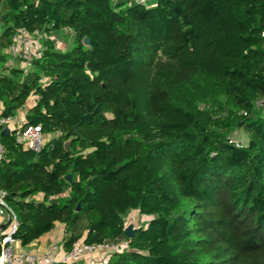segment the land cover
<instances>
[{
  "label": "trees",
  "instance_id": "16d2710c",
  "mask_svg": "<svg viewBox=\"0 0 264 264\" xmlns=\"http://www.w3.org/2000/svg\"><path fill=\"white\" fill-rule=\"evenodd\" d=\"M21 28L46 35L27 73L4 65ZM32 95L41 148L0 127L23 245L60 222L65 250L126 244L105 264H264V0H3L0 116Z\"/></svg>",
  "mask_w": 264,
  "mask_h": 264
},
{
  "label": "built area",
  "instance_id": "2783aa9c",
  "mask_svg": "<svg viewBox=\"0 0 264 264\" xmlns=\"http://www.w3.org/2000/svg\"><path fill=\"white\" fill-rule=\"evenodd\" d=\"M141 3H147L149 0H137ZM46 37L45 33L41 30L36 29L30 31L26 28H21L13 36V40L8 47L10 54L17 59H20L24 63V71L27 73L34 60L42 57L44 46L43 40ZM50 38L56 40L58 47V39L53 34L49 35ZM14 120V116L1 117L0 116V127L4 129L6 126L11 125ZM18 130V141L25 148H33L38 150L47 140L46 134L42 130V126L38 125H21ZM4 146L0 141V160L3 157ZM6 191L0 186V215L9 214L14 222L12 228L2 233V251L0 253V264H53L57 261L63 262H77L85 253L94 254L99 247H105L107 250L112 252L122 251L126 244L122 245H105L95 246L86 244L83 241L75 242L71 250H65L63 246L58 244L52 245L47 252H29L20 250L15 247L17 239L14 237V233L18 228V221L16 216L6 201ZM62 251V255H58ZM108 262V255L98 260V264H105Z\"/></svg>",
  "mask_w": 264,
  "mask_h": 264
},
{
  "label": "crops",
  "instance_id": "0c3cea01",
  "mask_svg": "<svg viewBox=\"0 0 264 264\" xmlns=\"http://www.w3.org/2000/svg\"><path fill=\"white\" fill-rule=\"evenodd\" d=\"M1 5H2V2H1ZM1 5H0V8H1ZM66 30H70L73 33V31L69 28H66ZM73 35H74V33H73ZM3 53L7 54V58H8L7 61L4 63L5 66H10V67L14 66V67H20V68L24 67V63L20 59L14 58L10 54L8 48L3 49ZM36 99H37V97L35 95H32L28 99L26 105L23 106L18 111L16 116H14V120L12 121V123L10 125L11 131L15 130L16 128H19L21 125H24V122L26 120L25 119L26 113L35 104ZM1 111H2V104L0 102V115H1ZM2 130L3 129H1V131ZM46 137H47V139H49L50 134H46ZM41 197H42V195H37V198H41ZM133 211H138V210H133ZM139 215H140V217L142 216L143 220L148 218L145 215H142L140 213H139ZM144 217H146V218H144ZM13 222H14V220L9 214L0 215V234L9 231L12 228ZM133 222L134 221H131L130 218H129V220L128 219L126 220L127 225L130 223H133ZM134 226L136 227L137 225L134 223ZM62 236H63V224H61L60 222H57L55 227L50 232L42 235L41 237H39L38 239L32 241L31 243H29L27 245H23L19 240H17L15 243V247L17 249H20V250H25V251L34 252V253L47 252L50 250V248L54 244H58L59 246H63ZM111 253H113V252L110 250H107L105 247H99L98 250L94 254L85 253L82 256V258L78 261V263L79 264L97 263L98 260H100L102 257L107 256V255L109 256V255H111ZM58 255L59 256L62 255V251H60V253Z\"/></svg>",
  "mask_w": 264,
  "mask_h": 264
},
{
  "label": "rangeland",
  "instance_id": "374dc122",
  "mask_svg": "<svg viewBox=\"0 0 264 264\" xmlns=\"http://www.w3.org/2000/svg\"><path fill=\"white\" fill-rule=\"evenodd\" d=\"M54 35L56 36V38L58 39V48L59 49H69L73 46L74 44V35L70 30H57L56 32H54ZM236 137L237 140L239 141H246V136L243 134L242 131H238L236 133ZM126 220L129 218L131 219V221H134L133 223H130L134 226V223L137 225L136 227L134 226V228H137L138 226L141 225H145L146 222L148 221V218H146L145 220H143L142 216L140 217L139 212L138 211H133L130 210L129 212L126 213L125 215ZM139 224V225H138Z\"/></svg>",
  "mask_w": 264,
  "mask_h": 264
},
{
  "label": "water",
  "instance_id": "95a60500",
  "mask_svg": "<svg viewBox=\"0 0 264 264\" xmlns=\"http://www.w3.org/2000/svg\"><path fill=\"white\" fill-rule=\"evenodd\" d=\"M1 2H2V0H0V5H1ZM85 43H86V44H89V43H90V40H89L88 37L85 38ZM10 132H11V129H10L9 126H6V127L1 131L2 134H9ZM69 144H70L69 141L66 142V147H68ZM67 180H68V181H71V180H72V175H71V174H68V175H67ZM125 231H126V233H127V235H128L129 237H133L134 232H135V228H134V226H133L132 224H128V225L126 226V228H125Z\"/></svg>",
  "mask_w": 264,
  "mask_h": 264
}]
</instances>
